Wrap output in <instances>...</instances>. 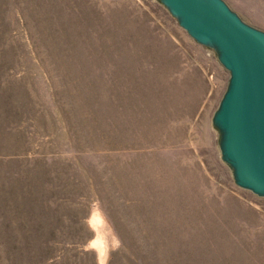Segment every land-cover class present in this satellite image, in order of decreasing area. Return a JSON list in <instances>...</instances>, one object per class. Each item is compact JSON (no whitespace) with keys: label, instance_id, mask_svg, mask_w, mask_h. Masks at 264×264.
<instances>
[{"label":"rangeland","instance_id":"rangeland-1","mask_svg":"<svg viewBox=\"0 0 264 264\" xmlns=\"http://www.w3.org/2000/svg\"><path fill=\"white\" fill-rule=\"evenodd\" d=\"M223 1L264 32V0ZM229 80L157 0H0V264H264Z\"/></svg>","mask_w":264,"mask_h":264},{"label":"water","instance_id":"water-1","mask_svg":"<svg viewBox=\"0 0 264 264\" xmlns=\"http://www.w3.org/2000/svg\"><path fill=\"white\" fill-rule=\"evenodd\" d=\"M197 43L213 48L230 73L213 123L237 186L264 196V32L223 0H157Z\"/></svg>","mask_w":264,"mask_h":264}]
</instances>
